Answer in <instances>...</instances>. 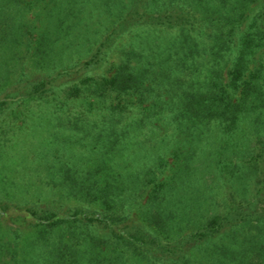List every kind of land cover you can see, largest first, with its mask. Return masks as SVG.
Listing matches in <instances>:
<instances>
[{"label":"trees","instance_id":"1","mask_svg":"<svg viewBox=\"0 0 264 264\" xmlns=\"http://www.w3.org/2000/svg\"><path fill=\"white\" fill-rule=\"evenodd\" d=\"M0 264H264V0H0Z\"/></svg>","mask_w":264,"mask_h":264}]
</instances>
